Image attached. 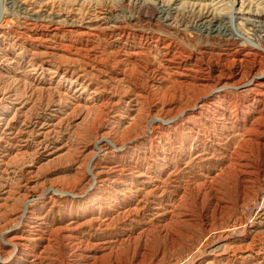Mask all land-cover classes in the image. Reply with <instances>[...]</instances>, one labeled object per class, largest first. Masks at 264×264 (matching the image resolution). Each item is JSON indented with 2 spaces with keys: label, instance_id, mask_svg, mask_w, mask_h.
I'll use <instances>...</instances> for the list:
<instances>
[{
  "label": "rangeland",
  "instance_id": "rangeland-1",
  "mask_svg": "<svg viewBox=\"0 0 264 264\" xmlns=\"http://www.w3.org/2000/svg\"><path fill=\"white\" fill-rule=\"evenodd\" d=\"M0 264H264V0H0Z\"/></svg>",
  "mask_w": 264,
  "mask_h": 264
}]
</instances>
